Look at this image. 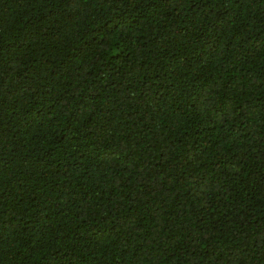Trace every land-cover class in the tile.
Masks as SVG:
<instances>
[{
  "label": "trees",
  "instance_id": "16d2710c",
  "mask_svg": "<svg viewBox=\"0 0 264 264\" xmlns=\"http://www.w3.org/2000/svg\"><path fill=\"white\" fill-rule=\"evenodd\" d=\"M0 264H264V0H0Z\"/></svg>",
  "mask_w": 264,
  "mask_h": 264
}]
</instances>
